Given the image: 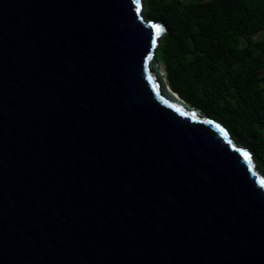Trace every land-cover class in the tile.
Instances as JSON below:
<instances>
[{
  "label": "water",
  "instance_id": "95a60500",
  "mask_svg": "<svg viewBox=\"0 0 264 264\" xmlns=\"http://www.w3.org/2000/svg\"><path fill=\"white\" fill-rule=\"evenodd\" d=\"M141 11L0 0V264H264L263 174Z\"/></svg>",
  "mask_w": 264,
  "mask_h": 264
},
{
  "label": "trees",
  "instance_id": "16d2710c",
  "mask_svg": "<svg viewBox=\"0 0 264 264\" xmlns=\"http://www.w3.org/2000/svg\"><path fill=\"white\" fill-rule=\"evenodd\" d=\"M165 33L155 49L171 91L222 125L264 177V0H141Z\"/></svg>",
  "mask_w": 264,
  "mask_h": 264
},
{
  "label": "snow or ice",
  "instance_id": "6c2138e0",
  "mask_svg": "<svg viewBox=\"0 0 264 264\" xmlns=\"http://www.w3.org/2000/svg\"><path fill=\"white\" fill-rule=\"evenodd\" d=\"M153 28H154V30H155V35H156L157 37H159L160 34L162 33L163 29H162L160 26H157V25H153ZM153 43L155 44V41H153ZM221 131H223V130H221ZM243 155H244V158H245L246 160H248L249 163H251V157H250L249 153L245 152V153H243Z\"/></svg>",
  "mask_w": 264,
  "mask_h": 264
},
{
  "label": "rangeland",
  "instance_id": "374dc122",
  "mask_svg": "<svg viewBox=\"0 0 264 264\" xmlns=\"http://www.w3.org/2000/svg\"><path fill=\"white\" fill-rule=\"evenodd\" d=\"M141 14L144 18L145 21H148L147 18L145 17V15L143 14V12L141 11ZM256 40H264V32L262 34H260ZM158 67H159V71L162 75V77L165 79V72H164V67H163V64L162 63H158ZM166 80V79H165Z\"/></svg>",
  "mask_w": 264,
  "mask_h": 264
},
{
  "label": "clouds",
  "instance_id": "9594fccd",
  "mask_svg": "<svg viewBox=\"0 0 264 264\" xmlns=\"http://www.w3.org/2000/svg\"><path fill=\"white\" fill-rule=\"evenodd\" d=\"M166 81V80H165Z\"/></svg>",
  "mask_w": 264,
  "mask_h": 264
}]
</instances>
